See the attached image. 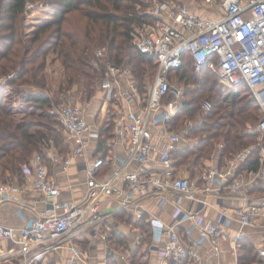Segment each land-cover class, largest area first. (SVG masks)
Instances as JSON below:
<instances>
[{
    "label": "built area",
    "instance_id": "built-area-1",
    "mask_svg": "<svg viewBox=\"0 0 264 264\" xmlns=\"http://www.w3.org/2000/svg\"><path fill=\"white\" fill-rule=\"evenodd\" d=\"M195 2L214 16L205 18L179 0H156L142 12L157 19L153 24L144 23L134 32L133 45L141 53L154 56L158 63L154 80L147 84L145 102L129 69L107 65L99 90L103 101L116 112L112 144L126 140L128 145L122 155L111 152L107 158L99 156L91 164L86 163L87 195L83 202H61V190L50 175L44 157L33 156L31 170L26 175L34 178V189L53 208L49 215L37 216L20 209L25 219L20 229L0 225V262L19 258L20 264H34L65 246L71 247L72 256L60 258L55 264L85 262L73 238L91 230L110 242L112 228L107 229L105 224L111 215L101 212L102 203L117 196L123 208L134 204V219L139 221L147 212L143 205L135 204L136 197L150 196L158 202L172 204L175 213L171 223L154 216L147 220L151 241L144 246L146 258L154 252L171 263L219 264L206 261L202 248L209 245L211 256L219 257L223 243L228 242L235 264H240V242L247 240L260 257L261 262L254 264H264V190L254 192L259 183L264 186V148L257 170L239 172L252 147L224 166L209 160L197 179L191 180L190 172L183 167L177 169L173 159L175 151L188 146L184 130L169 131L167 126L182 98V91L171 82L169 74L183 65V57L188 53L197 72L210 67L227 87L245 84L249 88L261 108L257 132L264 140V0ZM104 59V51L98 50L92 63L99 68ZM12 77L14 74L1 78L0 85ZM170 92H175V101L165 103ZM212 108L208 100L201 104L204 113ZM52 113L58 115L71 145L63 162L66 170L85 155L91 142H99L100 129L89 123L87 107L81 103L54 107ZM216 156L218 151L213 158ZM108 164L112 169L101 178V169ZM22 191L18 182H0V205L14 202ZM233 197L239 198L242 205L226 206V199ZM183 201H189L192 206L184 208ZM206 208L210 214L217 212V216L204 217L202 212ZM184 224H188L185 229ZM193 232L198 233V239H191ZM253 234L262 247L252 239ZM139 244L138 241L137 248ZM120 257L126 264H135L133 254H120Z\"/></svg>",
    "mask_w": 264,
    "mask_h": 264
},
{
    "label": "trees",
    "instance_id": "trees-1",
    "mask_svg": "<svg viewBox=\"0 0 264 264\" xmlns=\"http://www.w3.org/2000/svg\"><path fill=\"white\" fill-rule=\"evenodd\" d=\"M28 1L48 8L54 16L50 23L26 37L24 23ZM151 5V2L145 4V0H0V78L14 74V77L0 85L1 182H22L31 170L33 156L39 154L44 157L46 149L54 147L60 156L68 154L65 130L58 115L52 113L56 103L43 92L48 83L46 72L49 56H56L65 69L58 94L63 93L66 97L69 90L79 86L85 103L89 104L96 87L99 88L106 76L107 65L112 64L131 71L142 100L146 101L147 84L154 80L158 63L154 56L141 53L133 45V40L137 27L144 23L153 24L157 20L142 14ZM74 13L81 15L83 24L66 29L67 20ZM99 47L105 50V59L104 64L96 68L91 61ZM189 67H194V61L187 53L183 57V65L169 74L171 82L184 84L177 113L167 123L169 131H181L183 123L192 118L194 113H199L201 104L206 100L212 103L213 108L205 115V119H216L213 123L206 121V124L196 125V129L190 131L197 140L174 152L175 167L179 169L193 163L202 170L218 151L216 146L222 145L218 151L220 164L253 147L239 172L257 170L261 165L264 145L258 147L255 140L260 138V134L247 132V129L249 126H258L262 112L249 88L240 84L227 89V92H221L217 77L210 72L209 67H204L194 75L184 71ZM12 88L16 94V107L6 101ZM37 88L43 91H33ZM175 98V92H170L165 103L173 102ZM54 118L58 121H54ZM112 119L108 127L100 130L99 145L104 151L101 155L103 158L108 157L111 150L109 143L114 140L115 116ZM51 125H61L62 131ZM109 169L106 165L101 172L108 173ZM188 171L192 177H197L196 171ZM254 192H257L256 189ZM146 217L144 215L141 220L133 222L124 213L116 215L118 220L139 232V251L133 254L135 264H142L139 263L140 254L151 241V227ZM110 242L118 248L129 246L126 236L116 230L112 231ZM239 262H261L254 246L247 240L240 242ZM109 263L119 264L115 259H110Z\"/></svg>",
    "mask_w": 264,
    "mask_h": 264
},
{
    "label": "crops",
    "instance_id": "crops-1",
    "mask_svg": "<svg viewBox=\"0 0 264 264\" xmlns=\"http://www.w3.org/2000/svg\"><path fill=\"white\" fill-rule=\"evenodd\" d=\"M181 1V0H180ZM184 4H187L193 11L198 12L199 14H202L205 18L212 17L214 15L211 14V11L209 9H205L203 11V8L198 5L199 3H196L195 0H191L190 2H183ZM90 104V103H89ZM101 111V112H100ZM97 114V120L96 116L95 119L92 118L94 114V111H87V118L89 123L97 129H102V119L104 108H102ZM102 118V119H101ZM116 118V117H115ZM99 119V120H98ZM101 120V121H100ZM67 145L69 146L70 151V144L68 143L67 139H65ZM157 144L160 143V141H156ZM112 141L109 143V147L111 148L108 156L112 152L113 154L122 155L127 149L128 142L126 140L119 141L112 144ZM186 145H192L190 144V139H186L185 142ZM160 145V144H159ZM52 148V149H51ZM50 149H46L44 152V159L45 163L48 167L49 173L51 176H53L56 180L57 186L61 190V195L59 197V200L61 202H70V203H81L86 199L87 195V173H86V163L91 164L93 160L99 156L102 155L104 151H101L99 142H91V144L88 146L87 151L83 157H80L76 161L73 162L72 165H70L66 170H63V162L66 159V157L69 154L65 156H60L54 147H51ZM98 150H100L98 152ZM54 158V159H53ZM214 161L217 163V165L224 166L227 161H225L224 164L219 163V158L216 156ZM110 169L108 170V173H110V170L112 167L108 164L107 165ZM187 172L188 169H185ZM107 172H100L101 178L105 177ZM191 176V175H190ZM197 177H192L191 180H195ZM33 181L34 178L32 176L26 175L22 182L16 180L15 182H18L22 188L23 191L21 194H18L16 196V199L14 202L6 203L0 205V225H5L9 227H13L15 229H20L22 226L25 225V219L21 216L20 209H25L26 213H28L31 216H37V215H49V210L53 208L52 203L48 201L42 194H40L38 191H36L33 187ZM264 190V186L262 183H259L256 191H262ZM255 191V190H254ZM226 206L228 207H238L242 205V202L239 200V198L233 197L226 199ZM135 204L143 205L145 207V213L146 219L148 220L149 217H156L158 219H161L165 223H171L175 208L170 203H161L157 200H154L153 197L150 196H144L143 198L136 197ZM136 205L132 204L129 205L127 208H123L120 204L119 198L117 196H112L108 199H106L101 206V212L108 213L111 215V217L107 220V223L105 224L106 228H112L113 230H116L122 234H124L127 238V243L129 244L128 247H120L113 245L111 242L107 243L103 240V238L100 235H94L91 233V230L86 231L82 236L73 238L74 246L77 247L80 252L81 256L85 262L80 261L79 264H110V259H115L119 264H126L123 260H121L120 254L128 255V254H134L137 251H139L138 241H139V232L136 228L132 226H128L118 220L116 218V215L120 213H124L127 217H131L133 222H137L134 219V211L136 210ZM192 206V203L189 201H183V207L184 208H190ZM58 211V210H57ZM60 212V210H59ZM202 215L204 217L208 218H215L217 216V212L214 214H210V211L208 208L204 209L202 212ZM188 224H184L182 228H187ZM247 232H250V230H247ZM199 235L197 232H193L191 239L195 240L198 239ZM257 236L255 234L252 235V239L255 240L260 246V240H256ZM88 240L90 247L89 248H83L84 242ZM251 245H253L251 243ZM1 246V243H0ZM222 253L219 257H212L211 249L209 245H205L204 248H202V254L204 256V259L209 262L213 263H219V264H235V258L232 255L231 247L228 242H224L222 245ZM141 253V252H140ZM147 251H144L142 249V253L140 254L141 258L139 263H147V264H176L171 263L161 257L157 253H149L148 257L146 258ZM72 256V249L68 246H65L61 251L56 252L54 255L50 256L49 258H46L42 262H36L34 264H55V261H57L60 258L63 259H69ZM0 264H20V259H10V260H4L1 261Z\"/></svg>",
    "mask_w": 264,
    "mask_h": 264
},
{
    "label": "rangeland",
    "instance_id": "rangeland-1",
    "mask_svg": "<svg viewBox=\"0 0 264 264\" xmlns=\"http://www.w3.org/2000/svg\"><path fill=\"white\" fill-rule=\"evenodd\" d=\"M181 1L190 2L191 0H181ZM150 2L154 3L153 0H145V4L146 3L148 4ZM26 9H27V11L25 12L26 14H25V23H24V27H25L24 36H26V37H28L29 35H32L35 31H37L38 29H41L42 27H44V25H47L48 23H50L53 20L54 13L51 12L48 8H45L39 4H36V2H31V1L29 2L28 1L27 5H26ZM67 21L68 22L66 23V29H72V28L79 26L80 24L81 25L83 24V18L81 17V15L79 13H74V14L70 15ZM133 29H135V28H133ZM98 50H102L105 52V50L103 48H100V47L97 48V51ZM91 64L93 65L92 61H91ZM209 70H210V72H212L213 74L216 75L217 83H218V89L221 92H227V89H231L222 83L221 78L218 75V73L213 71L211 68ZM184 71H187L189 75H194V74L199 73L196 70H194V67H189V69H185ZM188 74H187V76H188ZM46 75H47V82H48L46 90L43 91V90L37 88V89H34L33 91H35V92L43 91L45 94L50 95L54 99V101L56 103L55 104L56 107L59 105H60L59 107H62V106H65L66 104H69V103H81L85 107H87L88 112L94 111L95 115H93L92 118L95 119V116H96L95 121L97 120V117H98L97 114L99 113V111L102 108H104V112H103V116H102L104 118L103 119L101 118L102 119V127H108L109 124H111V121L113 120L112 119L113 116L116 117V112H115L113 106L109 105L108 102L105 101L106 102L105 103L103 101L102 93H100V90L98 87H96V90L94 92V96L92 97V99L89 100L90 104H87V105L84 104L86 99H85L84 94L81 91V88L79 86H74L71 90H69L68 93L66 94V97H65V95L64 96L62 95L63 93L58 94L61 82L63 81L64 76H65V69L56 56L51 55L48 57ZM174 84L176 85L177 89H179L181 91L184 90V84H181L178 81L175 82ZM15 95L16 94L14 93V89L12 88L9 91V95H8V98L6 101L9 103V105H14L16 107L17 105L15 103L17 100H16ZM204 98H207V97H204ZM204 98H203V100H204ZM201 101H200V103H201ZM198 105H200V104H198ZM206 114L207 113L199 111V113H194L192 118L186 120L185 123H183L184 124L182 126V129L184 130L183 135L185 137H187V139H190V144H193L192 140H194L195 142L197 140L196 135H191L190 131H192L193 129H196L197 126H200L202 124H206V121H210L212 123L215 121L216 118H211L209 120L205 119ZM21 117L22 116H20L19 118H21ZM42 121H46V119H42ZM54 121L57 122L58 120L54 118ZM51 126H53V125H51ZM53 127H55V129H57L58 131H62L61 125H54ZM180 127H181V125H179V128ZM182 129H180V130H182ZM114 130H115V127H114ZM251 130H252V132H251ZM247 132H250V133L257 132V126H255V127L249 126L247 129ZM64 137L65 138L67 137L65 132H64ZM197 137H198V135H197ZM255 142H257L258 147L264 145L263 139L261 137L258 138V140L256 139ZM216 149L218 151H220L222 148L220 145H217ZM102 155H103V153H102ZM212 157H213V155H212ZM183 168H185V169L188 168V170H191L193 172L196 171L197 177L203 171V168L201 170L200 168H197L196 165L193 163H189L186 165V167H183ZM89 247H90L89 241L86 240L84 242L83 248H89Z\"/></svg>",
    "mask_w": 264,
    "mask_h": 264
}]
</instances>
